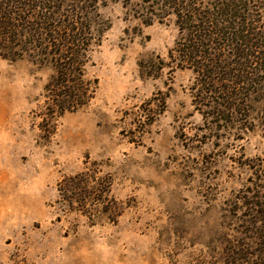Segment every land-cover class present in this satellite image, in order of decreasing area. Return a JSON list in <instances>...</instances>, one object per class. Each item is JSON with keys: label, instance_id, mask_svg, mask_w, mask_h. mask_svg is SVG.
Returning <instances> with one entry per match:
<instances>
[{"label": "rangeland", "instance_id": "obj_1", "mask_svg": "<svg viewBox=\"0 0 264 264\" xmlns=\"http://www.w3.org/2000/svg\"><path fill=\"white\" fill-rule=\"evenodd\" d=\"M60 1L94 20V92L59 113L53 63L0 47V264H264V0H232L238 83L171 60L159 0Z\"/></svg>", "mask_w": 264, "mask_h": 264}, {"label": "trees", "instance_id": "obj_2", "mask_svg": "<svg viewBox=\"0 0 264 264\" xmlns=\"http://www.w3.org/2000/svg\"><path fill=\"white\" fill-rule=\"evenodd\" d=\"M59 1L0 0V47L9 50L12 57L38 56L43 58L40 61L47 59L46 62L53 63L56 74L49 83L62 88L57 104L61 113L84 105L94 92L91 82L81 80L86 51L93 39L94 20L88 7L81 11L71 9L67 14L59 11L58 5L62 3ZM159 1L166 8L144 21L150 23L151 18L168 13L176 16L181 35L169 57L171 60L179 57L178 67H191L206 81L235 76V83L243 72H251L247 68L254 58L258 60L260 44L254 41L256 34L250 36L243 27L234 29L233 20L240 15L235 12L232 0ZM228 45L234 50L235 60H223L221 56L223 47Z\"/></svg>", "mask_w": 264, "mask_h": 264}]
</instances>
